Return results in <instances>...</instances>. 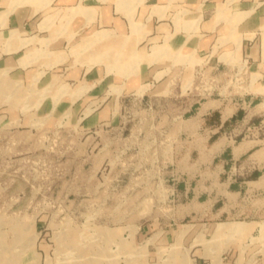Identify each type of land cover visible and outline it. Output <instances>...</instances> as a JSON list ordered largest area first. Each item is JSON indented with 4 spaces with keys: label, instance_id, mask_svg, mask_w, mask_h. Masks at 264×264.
Segmentation results:
<instances>
[{
    "label": "crops",
    "instance_id": "obj_1",
    "mask_svg": "<svg viewBox=\"0 0 264 264\" xmlns=\"http://www.w3.org/2000/svg\"><path fill=\"white\" fill-rule=\"evenodd\" d=\"M96 31L129 37L126 46L143 59L138 69L76 62L70 50ZM185 55L203 66L205 86L196 77L188 87L178 70L173 88L172 67L182 68ZM0 74L38 89L59 90L65 79L69 92L39 111L77 114L94 103L92 126L111 119L117 98L143 87L178 97L165 122L180 153L165 175L192 215L178 234L196 237L221 222H243L252 237L264 231V0H0ZM246 194L259 205L239 204ZM235 249L224 245V264H236Z\"/></svg>",
    "mask_w": 264,
    "mask_h": 264
},
{
    "label": "rangeland",
    "instance_id": "obj_2",
    "mask_svg": "<svg viewBox=\"0 0 264 264\" xmlns=\"http://www.w3.org/2000/svg\"><path fill=\"white\" fill-rule=\"evenodd\" d=\"M128 39L96 31L84 39L90 46L83 40L70 52L76 62L85 57L90 65L105 62L110 72L127 74L143 60L126 46ZM183 58L182 68L172 69L194 86V58ZM58 86L38 89L0 74V264H224L227 243L236 248V264H264V231L252 237L243 222H221L196 237H189L192 231L186 237L184 229L178 234L192 215L183 214L181 198L163 181L168 177L162 155L174 163L179 145L167 150L161 140L169 129L165 121L181 105L178 97L173 95L166 111H143L141 117L154 125L138 126L137 138H130L136 121L130 107L120 111L128 128L122 137L115 126L86 123L94 103L77 114L40 112L70 90L65 79ZM148 132L150 143L143 141ZM237 202L259 205L249 194Z\"/></svg>",
    "mask_w": 264,
    "mask_h": 264
},
{
    "label": "built area",
    "instance_id": "obj_3",
    "mask_svg": "<svg viewBox=\"0 0 264 264\" xmlns=\"http://www.w3.org/2000/svg\"><path fill=\"white\" fill-rule=\"evenodd\" d=\"M196 73H197V77L199 78V84H201L202 86H205L208 82L209 79L206 78V74L204 71L203 66H198V68H196ZM148 88L147 87H143L140 90L137 91H133L131 92L129 95H124L121 98H117L114 101L113 104V114L110 120L107 121H103L100 122L99 124H97L99 127L101 128H108V127H113L115 126L116 129H120L121 135L120 137L123 136V131H127L128 128L127 126V120L124 119V116L121 114V110H125L126 108L130 107L132 110L135 109V112L133 113L134 118L136 119V121L132 124L130 130L129 135H127L130 138L136 137L134 134L137 133L139 134L137 127L138 126H144V123H149V121H147L148 119H144L141 117L142 112L143 111H154L157 110L158 112L161 111H166L169 103L168 100H163L162 97H166L159 95V94H148L147 93ZM169 96H167L166 98H168ZM162 102V103H161ZM96 105V104H95ZM119 117V119H117ZM150 125H154V121L151 120L150 121ZM149 125V124H148ZM125 136V138L127 137ZM162 142H164L166 145L165 147H167V150L169 148V145L172 143H176L178 145V139L177 138H173L171 136L168 135V132L166 131L165 136L163 139H161ZM144 142H152V136L150 135V133L148 132L145 139L143 140ZM180 149V148H179ZM178 153V152H177ZM163 157V162H164V168L163 170H166L170 165L173 164V161L169 160V155L167 156V153L162 155ZM169 179H164V182H167Z\"/></svg>",
    "mask_w": 264,
    "mask_h": 264
},
{
    "label": "bare ground",
    "instance_id": "obj_4",
    "mask_svg": "<svg viewBox=\"0 0 264 264\" xmlns=\"http://www.w3.org/2000/svg\"><path fill=\"white\" fill-rule=\"evenodd\" d=\"M99 34H101V33H99ZM97 35V34H96ZM97 37V36H96ZM91 39H92V37H91ZM98 39V38H97ZM89 40V39H88ZM88 45V44H91L90 42H88V41H86V42H84L83 43V46L84 45ZM124 45V44H123ZM88 46H90V45H88ZM219 232V231H218ZM218 232H216V234L218 233ZM181 234H182V232H181ZM198 238H201V237H198ZM177 239H179V238H177ZM201 240V239H200ZM196 241V240H195ZM184 264H188L187 262H185ZM214 264H219L218 262H214Z\"/></svg>",
    "mask_w": 264,
    "mask_h": 264
}]
</instances>
